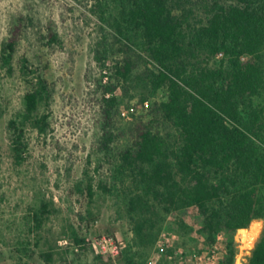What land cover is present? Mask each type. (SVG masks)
Returning <instances> with one entry per match:
<instances>
[{
  "label": "trees",
  "instance_id": "16d2710c",
  "mask_svg": "<svg viewBox=\"0 0 264 264\" xmlns=\"http://www.w3.org/2000/svg\"><path fill=\"white\" fill-rule=\"evenodd\" d=\"M99 6L104 36L96 56L102 67L114 58L115 82L105 90L120 85L128 95L139 89L141 104L150 101L154 115L128 129L123 161L138 170L144 192L174 216V229L192 233L185 219L190 215L210 241L225 231L227 251L219 264H234V233L264 219V108L254 103L264 90V0H122L117 14ZM31 23L21 15L1 48V65L9 73ZM107 27L115 31L112 43ZM48 38L60 40L52 29ZM21 70L31 76L25 106L8 122L19 164L29 147V127L47 131L50 115L39 110L53 96L48 78L27 57ZM160 91L166 98L154 102ZM119 105L116 96L102 99L106 151L118 138ZM155 123L175 129L173 147ZM88 191L94 194L92 182ZM245 264H264V231Z\"/></svg>",
  "mask_w": 264,
  "mask_h": 264
},
{
  "label": "rangeland",
  "instance_id": "374dc122",
  "mask_svg": "<svg viewBox=\"0 0 264 264\" xmlns=\"http://www.w3.org/2000/svg\"><path fill=\"white\" fill-rule=\"evenodd\" d=\"M121 1L0 0V264H132L130 257L136 264H219L227 251L225 231L210 241L197 217H185L192 233L174 229V216L144 192L138 170L122 159L128 129L154 115L150 101L141 104L139 89L128 95L120 85L105 90L115 82L110 70L114 58L102 67L96 56L104 36L99 5L117 14ZM21 15L31 17L32 23L20 41L15 72L9 73L1 65V48ZM51 29L58 33V42L48 38ZM113 32L107 27L110 43ZM24 57L48 78L53 96L50 106L39 110L50 115L47 131L29 127V147L19 164L8 122L25 106L31 76L22 73ZM104 96L120 100V129L111 151L101 141ZM165 98L160 91L153 101ZM254 103L264 108V90ZM155 125L173 147L175 129L167 123ZM253 226L254 241L244 238L247 228L234 233V264L238 258L241 264L248 261L264 231V219L254 220L248 229ZM104 237L114 240L118 254L95 250L93 243Z\"/></svg>",
  "mask_w": 264,
  "mask_h": 264
},
{
  "label": "built area",
  "instance_id": "2783aa9c",
  "mask_svg": "<svg viewBox=\"0 0 264 264\" xmlns=\"http://www.w3.org/2000/svg\"><path fill=\"white\" fill-rule=\"evenodd\" d=\"M243 229H240L239 231H242ZM247 230H251V228H247ZM93 246L97 252H100L102 254L107 252H111L112 254H118L119 252V249L112 238H101L95 243H93ZM237 264H241L240 258H238Z\"/></svg>",
  "mask_w": 264,
  "mask_h": 264
},
{
  "label": "bare ground",
  "instance_id": "6f19581e",
  "mask_svg": "<svg viewBox=\"0 0 264 264\" xmlns=\"http://www.w3.org/2000/svg\"><path fill=\"white\" fill-rule=\"evenodd\" d=\"M259 225V224H258ZM257 225V226H258ZM256 234H257V229H256V226H253L252 228H251V230H244V232H243V235L244 236H246V237H244V238H248V240L249 241H251V240H253V237L254 236H256ZM243 238V239H244ZM255 239V238H254ZM254 241V240H253ZM250 243V242H249ZM248 243V244H249Z\"/></svg>",
  "mask_w": 264,
  "mask_h": 264
}]
</instances>
